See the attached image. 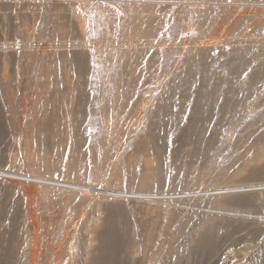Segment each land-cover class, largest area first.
I'll list each match as a JSON object with an SVG mask.
<instances>
[{
  "label": "rangeland",
  "instance_id": "374dc122",
  "mask_svg": "<svg viewBox=\"0 0 264 264\" xmlns=\"http://www.w3.org/2000/svg\"><path fill=\"white\" fill-rule=\"evenodd\" d=\"M151 17L161 40L133 44ZM259 42L264 0H0V264H98L109 251L110 264H123L124 232L141 264H171L173 242L213 229V243L242 253V264H264ZM238 47L247 61L233 68L236 91L261 76L254 109L222 106L214 92L197 139L182 141L188 98L152 141L149 113L185 71L213 81Z\"/></svg>",
  "mask_w": 264,
  "mask_h": 264
},
{
  "label": "bare ground",
  "instance_id": "6f19581e",
  "mask_svg": "<svg viewBox=\"0 0 264 264\" xmlns=\"http://www.w3.org/2000/svg\"><path fill=\"white\" fill-rule=\"evenodd\" d=\"M215 1H220V0H215ZM212 10L209 7L199 9V11L201 12V13L199 12L201 14V17H204L203 21L200 23L201 27H205L204 24H205L206 17L207 16L210 17L209 14L212 12ZM197 13L198 12L195 11V13L193 12V14L191 15L194 16ZM237 13L238 12H236V14ZM197 16H200V15L197 14ZM160 38L161 36L158 34L156 30L154 17H151L146 21V24L144 25L141 33L138 34L133 39V44L151 45L154 42L160 41L161 40ZM215 43H217V41H214L212 39L202 42V44L207 45V46L213 45ZM229 43L233 44L234 46H239V44L244 43V42L231 41V42H228V44ZM259 43L262 45L264 44V42L262 43L259 42ZM239 49H241V47ZM232 51L233 53H232V56H230L231 58H229L230 60L227 59L228 61L226 60L222 64L219 63L220 64L218 67L219 72H217L216 76L212 77L214 78L213 81H210L209 79L204 78L203 75L201 76V78H198L197 76H200L199 74H193L189 71H185L184 73L185 75L182 76L181 79H179L175 87L176 90L174 88V90L172 91L174 92L173 97L171 98L165 97L158 104H156L155 109L149 113L150 125L148 124V126L145 129V132L152 139V141L159 137L160 131H162L163 129L165 130L166 128L169 129L168 127L170 125L171 126L172 124L176 125V123L181 120L182 114L184 113L183 105L185 104L184 103L185 100H187L188 98L189 99L194 98L193 99L194 104L192 106L191 116L188 118V120L186 121L187 123L184 125V132L181 136L182 141H192L194 139H197L194 137V134L195 133L199 134L201 132L200 123H201V120L204 119L203 117H206L207 116L206 114L209 112L210 96L214 92L219 97V102L221 103L222 106L231 105L233 109H236L238 112L247 111L248 109H254V106H250V108H247V104H251L249 102L250 100L254 98L252 91L253 89L257 88L258 82L260 81L261 76L258 73V75H253V76L251 75L249 77H246V79H244L245 84H246V87L244 88V90L242 92L236 91L237 90L236 83L238 81V78H240L241 75L239 76L237 75V73L233 74V68H242L246 66L247 57L245 56L244 51L242 49L232 50ZM203 53L206 55H209L212 53V51L203 50ZM203 53H199V54H203ZM141 54H143V52L141 50H138L137 53H135L132 58L135 59L136 56H139ZM197 57H200V56H197ZM139 58L142 59V57H139ZM124 65L127 66L126 64ZM128 67L129 66H127V68L124 67L125 74L129 72ZM230 68L232 69L227 71V69H230ZM149 81L150 80L143 83L142 90L145 91L148 97L149 96L152 97L153 85L149 83ZM189 85H190V89H192V86H195V89H192V94L190 95V97L189 96L187 97V94L189 91L188 89ZM262 105L263 103H260V102L257 104L255 103V106L257 107L259 106L261 107ZM21 179L30 181V182L32 181V180H29L28 177L27 178L21 177ZM33 181H41V180L33 179ZM47 183H50L53 185L54 183H57V182L49 181ZM59 185H66V184H59ZM61 187H64V186H61ZM221 192L222 190L220 189H211V190H206V192L204 193L207 195H211V194L214 195V194H218ZM104 193H105L104 196H107V195L111 196L115 192L108 191ZM127 194H132V193L123 192L117 195H119V197L126 198L125 195ZM195 195H198V194H195ZM153 196H158V194L153 195ZM159 197L166 198V196L164 195L159 196ZM223 220L224 219H222V221ZM221 229H224L225 233H227V230L223 226V224H220L218 227L215 228V230H221ZM144 235L146 239H150L153 236L147 231H145ZM214 235L215 233L213 229L211 231L205 232L204 234H200V236H194L195 237L194 240L181 239V240L173 242L168 250L170 253V257H171V264H242V261H243L242 253L234 252L233 250L229 249L227 246H222V247L216 246L213 243ZM105 237H107L111 243V241H113L115 236L113 232H110L108 235L105 234ZM126 237H127V232H124L123 241H122L123 243V264H129V262H131V264H141L140 260L137 259L138 248L130 247L127 242ZM109 249L110 247H108V250ZM112 259H113V256L109 251L107 254L99 256L97 258V262L98 264H110L111 263L110 261H112ZM37 262H38L37 258H34L29 261V264H37Z\"/></svg>",
  "mask_w": 264,
  "mask_h": 264
}]
</instances>
